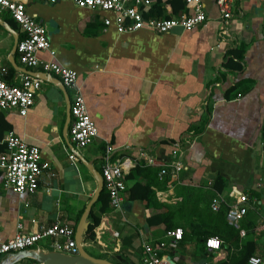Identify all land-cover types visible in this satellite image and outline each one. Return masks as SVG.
Returning a JSON list of instances; mask_svg holds the SVG:
<instances>
[{
	"label": "crops",
	"instance_id": "0c3cea01",
	"mask_svg": "<svg viewBox=\"0 0 264 264\" xmlns=\"http://www.w3.org/2000/svg\"><path fill=\"white\" fill-rule=\"evenodd\" d=\"M200 2L203 25L167 34L148 29L119 33L113 13L81 9L74 0L27 3V13L47 30L54 61L76 72L97 137L82 150L70 143L66 104L69 99L71 105L73 94L52 74H46L48 81L41 79L25 116L15 110L0 113L9 128L3 139L13 132L36 146L49 165L33 194L5 189L0 171L1 241L57 222L76 228L97 185L78 158L73 162L68 156L77 152L101 173L106 155L101 147L108 146L112 160L131 162L121 210L109 207L107 213L116 250L109 252L95 237L84 241L86 247L107 257L119 256L118 264H140L142 245L161 240L165 233L162 224L148 227L147 219L166 216L187 233L184 218L199 217V233H205L209 200L219 195L221 207L229 208L236 191L248 198L240 224L250 230V219L257 226L254 254L264 263V0H233L231 18L225 22L216 0ZM191 13L188 6L180 15ZM21 38L9 13L0 12V68H6V78L15 83L16 73L24 72L12 64L37 78L44 74L40 68L23 67L16 50L12 54ZM239 49L240 69H231L230 53ZM38 58L51 60L48 52L38 53ZM174 161L184 166L174 178L169 170L161 180L159 172L142 171L168 168ZM217 178L224 182L221 193L214 189ZM137 182L150 186L154 203L129 200L128 190ZM189 192L193 196L185 202ZM51 242H40L34 249L54 250ZM169 255L175 264H219L216 252H203L197 240L176 244ZM4 256L8 255H0V260ZM16 264L38 263L23 259Z\"/></svg>",
	"mask_w": 264,
	"mask_h": 264
},
{
	"label": "built area",
	"instance_id": "2783aa9c",
	"mask_svg": "<svg viewBox=\"0 0 264 264\" xmlns=\"http://www.w3.org/2000/svg\"><path fill=\"white\" fill-rule=\"evenodd\" d=\"M31 0H0V12H7L16 24L22 38L17 43L16 54L20 64L27 68H40L44 74H52L58 78L62 86L72 91L70 105V125L68 129L69 141L77 150H82L93 143L97 137V128L91 120L85 100L77 84V74L54 61L55 52L50 48L48 33L45 27L35 22L26 11V5ZM50 4L57 0H47ZM192 7L189 15L160 20L144 17V8L151 5L150 0H74L75 5L81 9L110 12L115 15V27L119 33H134L141 29H148L157 34H167L179 28L185 32L203 25L206 22L200 0H184ZM233 0H216V5L225 21L231 18ZM108 26L109 21L105 20ZM48 52L51 60L44 61L38 58V53ZM230 58V56H229ZM8 71L0 68V113L15 110L20 116H25L33 106L34 97L40 90L42 80L26 73H16L17 82L6 81ZM5 151L0 154V171L2 172L3 187L17 195L33 194L39 186V179L48 170V163L41 160L40 151L36 146L28 145L13 132H8L3 139ZM264 150V147H263ZM112 148L107 147L105 162L101 168L103 188L108 195V205L112 211H120L122 194L124 193L125 178L131 162L128 159L110 158ZM172 154L176 156L175 149ZM68 158L77 161L76 153L71 152ZM149 164L154 165L152 158H147ZM184 169L180 161L172 162L168 168L162 167L158 173L159 179L169 172L176 175ZM235 192V203L229 207L228 222L238 227L240 220L248 211V198L245 194ZM222 200L219 195L212 198L210 209L218 212ZM21 227H19L20 229ZM75 230L63 223H55L49 227H39L33 233L18 232L13 238L0 240V255L37 250L38 243L52 240L50 246L54 251L67 255H76L77 249L74 240ZM183 230L175 228L164 233L161 240L154 243H144L140 256V264H175L169 252L182 241ZM240 236L244 232L240 231ZM59 240H61L59 242ZM221 240L217 237H206L204 247L209 252H217L221 247ZM170 259V260H169ZM246 264H264L262 259L253 255Z\"/></svg>",
	"mask_w": 264,
	"mask_h": 264
},
{
	"label": "trees",
	"instance_id": "16d2710c",
	"mask_svg": "<svg viewBox=\"0 0 264 264\" xmlns=\"http://www.w3.org/2000/svg\"><path fill=\"white\" fill-rule=\"evenodd\" d=\"M151 5L146 10L144 15L155 16L160 20H167L173 17L179 16L182 14L190 5H187L184 0H150ZM243 50L239 49L232 51L230 53V58L228 60V67L231 69H240V64L238 63ZM10 79V76L6 78V81ZM9 130L6 125H3L0 120V141H3V135ZM108 146L101 147V150L106 151ZM5 144L0 145V154L5 151ZM139 169H136L138 173ZM142 171L154 172L157 173L160 171L159 168H144ZM171 176V175H170ZM175 175L171 176L174 178ZM168 177V176H165ZM131 178L129 175L126 177V180ZM224 187V182L221 178H217L214 184V189L217 192L222 191ZM129 200L135 201L140 200L144 204L149 205L154 203L153 192L150 190V186L147 184H141L139 182L133 184L128 190ZM193 192H189L185 202L192 198ZM184 200V199H183ZM110 211L108 205V195L105 189L99 195L98 200L93 204L90 214H89V226L85 233L84 241L93 240L94 237L96 241L104 246L109 252L116 250V239L114 236L113 228L110 224L107 213ZM205 220L204 225L207 226L208 231L205 233H199L201 225L197 224L199 217L188 216L184 218L186 223V228L188 229L187 233H184L182 236V241L179 244H185L187 242L197 240V244L203 250L207 252L204 247V240L206 237H217L221 240L222 244L220 249L216 252L215 260L219 264H246L249 257L255 255V249L257 246V236L256 228L257 226L252 223L250 219H246V222L251 225V229L247 226H241V220L238 227H234L227 220V215L229 208L221 207L218 212H212L210 209V200L207 204V211H205ZM247 214V213H246ZM195 216V215H194ZM200 223V220L198 221ZM206 222V223H205ZM147 226L153 225H163V231L174 230L175 228H180L173 222L168 221V217L156 216L146 220ZM75 230V228H74ZM244 230V236H240V231ZM86 252L97 258H106L107 256L99 254L96 250L89 247H85ZM233 250V251H232ZM209 254V253H208Z\"/></svg>",
	"mask_w": 264,
	"mask_h": 264
},
{
	"label": "water",
	"instance_id": "95a60500",
	"mask_svg": "<svg viewBox=\"0 0 264 264\" xmlns=\"http://www.w3.org/2000/svg\"><path fill=\"white\" fill-rule=\"evenodd\" d=\"M7 26V25H6ZM9 31H12V29H9ZM13 32V31H12ZM17 43V42H16ZM16 43L15 47L13 49L12 54L15 53L16 50ZM16 69H19L20 71L28 74V75H34L32 72H28L25 69H21L16 67L14 64H12ZM48 75L46 74H40L38 75L39 79H42L43 81H48L46 79ZM57 80V79H56ZM59 82V80H57ZM60 83V82H59ZM61 84V83H60ZM62 85V84H61ZM63 87V86H62ZM66 94V91L63 90ZM67 95V94H66ZM67 112H66V130L67 126L70 123V101L67 99ZM67 144L70 145L68 140H66ZM74 151V150H73ZM77 153V152H76ZM76 157L81 162V164L84 166V168L88 171V173L93 177V179L96 182L97 188L90 199V201L87 203L78 223L75 228V234H74V240H75V246L77 249L76 255H67L58 251H43L40 249L37 250H25L20 251L16 253L9 254L8 256H4L0 260V264H16L17 262L23 260V259H32L36 261L38 264H118V260L120 259L119 256H108L106 258H97L94 256L89 255L85 250V243H84V235L88 229L89 226V214L91 211V208L93 204L98 200L100 193L103 190V180L99 173V171L94 167L92 161H87L84 159L81 155L78 153L76 154ZM170 260V259H169Z\"/></svg>",
	"mask_w": 264,
	"mask_h": 264
},
{
	"label": "rangeland",
	"instance_id": "374dc122",
	"mask_svg": "<svg viewBox=\"0 0 264 264\" xmlns=\"http://www.w3.org/2000/svg\"><path fill=\"white\" fill-rule=\"evenodd\" d=\"M96 168L99 170V167L96 165Z\"/></svg>",
	"mask_w": 264,
	"mask_h": 264
}]
</instances>
